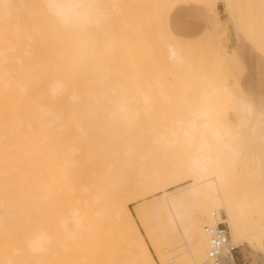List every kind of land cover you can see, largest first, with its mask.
<instances>
[{
	"label": "bare ground",
	"instance_id": "1",
	"mask_svg": "<svg viewBox=\"0 0 264 264\" xmlns=\"http://www.w3.org/2000/svg\"><path fill=\"white\" fill-rule=\"evenodd\" d=\"M111 1L112 4L115 2L113 7L118 8L113 11L111 7L110 12H107L108 10L102 9L101 6L104 2L99 0L98 2L97 0H34L41 11H36L39 14L35 13L36 19V15L31 10L30 12L24 8V0H0V72L10 76L6 78L8 81L3 80L5 85H10L16 76L20 80H15L19 91L18 89L14 91L17 97L14 99L11 96L12 102L9 99L11 97L8 85L7 91L3 88L4 84L0 88V91L7 93L3 92L5 95H9L7 96L9 101L0 95V124L5 122L4 125H10L7 130L5 128L8 132H1L3 129L0 131L1 134L3 133L0 134V142L6 140L8 143L7 147L4 146L6 142L0 143L3 145H0V156L6 158L2 160L3 163L6 162V168L3 167L5 165L1 167L2 172L6 169L2 175L8 176H4L5 181H0V186L4 182L5 186L18 187L22 202L28 200L32 205L33 200L37 198L55 202L53 195L49 193L50 189H46L48 192L45 191L44 194L36 187L43 188L44 191L41 185L45 188L73 185L74 188L71 186L72 196L68 192L73 204L74 202L77 204L76 201L79 199L78 203L82 200L86 206L80 203L82 209L79 207L77 211V207H74L71 216L77 224L82 220L80 216V218L77 216L78 213L84 216H82L81 228L83 230L89 228V232L84 231L82 240L85 238L83 245L86 244V253L89 255L84 253L83 258L86 260L88 257V261L92 264H113L112 261L116 264L120 257V260L124 258L127 260L130 257L129 264H205L207 241L203 227L210 221L212 213L224 220L229 231L230 242L238 250L242 247V251L245 250L253 259L252 262L264 264V226L248 214L252 212L251 209L254 206H258V198L253 200L249 198L257 189L254 182L256 183L263 175L262 162L259 155L254 153L256 148L253 149L254 152L247 148L248 150L245 149L238 154L242 145L244 148L245 143L249 144L255 140L256 131H254L253 123L262 116V113L258 110L257 104L243 103L244 100L235 99L237 95L234 99L233 97L229 99L231 95L227 90L228 93H224L223 96L227 97L225 100H232V104L234 103V106L242 110L239 113V120L233 123L228 121L227 114L219 110L223 105L216 106V89H211L200 82L199 76H195V80L193 74L195 71L186 75L185 69L181 68L185 65L189 69V63L192 60L187 64V60L191 58L185 59L186 56H192L195 49H192V54L190 51L186 52L188 55L185 54V57L182 56L183 51L190 50L191 46L195 48L197 42L194 46L193 44L199 38L211 35L216 37L219 34L221 20L219 13L215 11L219 0H196L204 5L209 19V28H206L196 39L183 41L169 32L166 13L178 0H150V3L144 0L149 4L148 9L145 3L141 9L140 1L136 10L132 9L135 6L131 4L130 11L134 10L131 24H128L130 21L127 22V19H119L118 23H121L120 26L124 28L119 25L116 28L118 30L121 28L123 31L117 30V34L116 28H112V35H116L114 37L116 41H106V44L105 40L98 38L101 41L97 42L96 37L102 38L105 34H109L106 32L111 25L106 26L107 22L110 24V21L114 19L116 23L120 15V7L123 8L119 0ZM133 1L135 5L138 0ZM221 1L226 6L225 12L233 16V22L236 25L241 16L237 10L241 7L240 0ZM248 1L249 3L247 1L246 3L252 8L255 0ZM108 3L105 5L111 4ZM21 8L24 10L22 11ZM111 13H114V16ZM128 13L125 12L128 15L125 18L130 19L132 14ZM40 15L41 18L38 20ZM123 20L126 22L122 23ZM238 29L236 27V30ZM240 35L241 32L238 31L236 35L238 48L242 42ZM222 62L220 64L224 63ZM166 74L170 75L166 77L164 76ZM171 75L173 78L176 75L175 79L181 81L179 85L183 84V81L190 85L188 86L190 87L189 97L185 96L186 105L189 104L190 108L186 107L188 110L184 109L185 112L181 110V113L178 112L179 114L172 116V118L175 116L177 120L172 119V123L170 121L172 127L169 128L170 131H167L168 136H166V127L163 129L166 132L163 133V137H168L170 147L177 145V148L182 146L185 148L184 154L179 159L180 163L178 162L181 166L175 169L169 164L171 168H154L153 161L148 164L147 160L150 159L145 153L146 164L152 167L143 165L142 160L143 163H138L140 167L138 166L139 168L135 171V167L132 172L130 170L125 173L120 170L119 176L123 178L120 181L125 186L121 185L120 190L114 188V191H111V187L110 191L114 193L117 190V193L110 197L112 193L110 194L107 185L104 186L103 183L108 181L107 178H110L108 175L111 172L108 166L102 167L106 166L103 159L107 154L121 152V150L130 154L136 152V144L131 142L135 145L133 146L126 143L131 138L133 141L136 140L131 126L136 122L139 123L141 118L142 120L149 118L153 114L152 109L158 106L163 109L164 106L167 107L170 92H167L169 85H164V78H169ZM178 76L182 77L179 79ZM9 81L10 83H7ZM187 84H184V87ZM225 100L223 102L230 103ZM141 109L147 112L144 113ZM154 111L156 113V110ZM160 117L163 119V116L160 115ZM146 125L151 126L147 122ZM59 131L66 132L63 134L69 144L63 143L66 140H63L64 137ZM2 136H4L3 139ZM57 136L60 145L57 144L59 140L55 139ZM145 139L143 138V141ZM61 145L65 148L68 146L66 152L60 149L64 148ZM148 146L150 151L152 146L150 147L149 144ZM159 146L163 148L164 145ZM149 151L147 153L152 150ZM125 163L127 164L126 161ZM116 172L118 175V170ZM117 184L120 188V183ZM178 186L181 187L169 192L170 189ZM25 188L27 190L30 188L28 190L30 195L24 190ZM12 195L14 194H8L5 199L0 198V206L5 208L4 213L13 214L16 211L10 210V207L6 205V201L16 199ZM37 200V203H42ZM28 201L26 206L29 205ZM37 203L34 202V204ZM130 205H133L132 209ZM22 207L23 215L26 209ZM29 209H27L28 213ZM19 212L17 216L21 215ZM84 219L89 223V227ZM0 228L15 229V225L7 221V223H0ZM81 234L76 233L72 236L74 239L81 238ZM26 238L28 240V237ZM46 239L48 240V237ZM109 239L114 243L109 244ZM43 240L44 236L35 237L31 243V250L44 245ZM97 242L104 245L105 249L101 244H99L101 247L98 246ZM95 244L99 247V250H96L99 252L102 250L100 254L96 252ZM105 250H107L106 253ZM15 251L21 252V247ZM103 251L106 257L104 255V258L96 257ZM119 251L123 256L118 255L120 257L113 258V255L115 256ZM7 258L8 264L15 261L13 255L9 254ZM120 260L118 261L122 262Z\"/></svg>",
	"mask_w": 264,
	"mask_h": 264
},
{
	"label": "rangeland",
	"instance_id": "2",
	"mask_svg": "<svg viewBox=\"0 0 264 264\" xmlns=\"http://www.w3.org/2000/svg\"><path fill=\"white\" fill-rule=\"evenodd\" d=\"M2 1H4V0H2ZM99 1L100 2H104L103 5L101 4V6H102V9H104V10L107 9L108 10L107 12H110V8L111 7H112L111 9L113 11L114 10H117L116 8H118L117 6H116V8L113 7V5L115 3L114 1H113L114 2L113 4H112V1L111 0L110 1L109 0H104V1L99 0ZM108 1L111 4H109ZM119 1L121 2L120 4H122L121 6L124 8L123 9V8L120 7L121 11H120V9H118L120 11V15H118L120 18L117 17L118 20H116V23H114L115 20L114 19L112 20L111 16L112 15L114 16V13L115 12L113 14L111 13L112 15L110 16V18H111L112 21H110V24H109V22H107L108 25H106L108 27H109V25H111L110 28H108V30L106 29L107 30L106 33H109V34H107L109 36H107L105 34L106 35V39L104 37L105 35L102 38L101 37H96L95 39H96L97 42H100L101 41L98 38L103 39L102 41L105 40L104 41L105 43H106V41L107 42L108 41H114V40L116 41V38H114V37H116V35L113 36L112 35V32H113V29L116 28V26H118V25L120 26L121 23H118V21L120 22L121 19H127V22L130 21L128 24H131L132 23L131 22L132 21L131 16H133V11L134 10L133 11H130V9L132 8V7H130L131 4H132V6H135L132 9L135 8V10H136L139 7V4H138L139 1H140L141 9H143L144 3L146 2L144 0H138V1L136 0L137 2L136 1L135 2L137 4L134 5V1L133 0H130V2H129V0H122V1L119 0ZM179 1H181V0H179ZM179 1H177V2H179ZM191 1L197 3L199 6H201L204 9V11H205V13L207 15L206 28H209V21H208L209 19H208V13L206 11V8L204 7V5L202 3H199L196 0H191ZM242 1L243 0H240L239 1V3L241 4V5L240 4L239 5L241 7H238L237 8V10L240 12V13L238 12L239 15L241 14V16L239 18V21L236 24L238 26H236L235 23L233 22V16L230 13L225 12V7L226 6H225L224 2H222L221 0H219L217 2L216 7H215V9H216L215 11H217L219 13V17H220V20H221V25H220V28L218 29L219 34H217L216 37H214L215 35L214 36H212V35L209 36L208 35L209 37L206 36V38L205 37L199 38L193 44V46H194L195 43L197 42L195 48L194 47L191 48L192 47L191 46L192 44H191L190 45L191 47H189L190 50L185 51V52L183 51L182 56L184 55V57H185L186 52L189 53V51H190V54H192L193 53V52L191 53V51H193L192 49H195L194 54H192V56H190V55L189 56H186L187 58L185 59V60H187L188 58H191V59H188L187 60V62H186L187 64L189 63V61H191V60L193 61V62L191 61L189 63V66H190L189 69L187 68L188 66H185L184 65L186 63L182 64L184 66L181 67V68L183 70L185 69V71H186L185 74L186 75H188L190 72L193 73L195 71L193 73L194 74V79L196 78L195 76H199L198 78H199V81L200 82H203L204 84L208 85V87L211 88V89L212 88H214V90L216 89L215 90V93H216V100H215V102L217 103L216 106H218L219 104L221 106L223 105L222 109H219V110H222L221 111L222 113L225 112L227 114V120L230 121V122L232 121V123L234 121H237V119L239 120V118H238L239 117V113L242 110H240L239 107L234 106L233 105L234 103L232 104L233 101L232 100L231 101L229 100L230 98L233 97L232 99H234V97L237 95L235 97V99L238 98V99H241V101L244 100V101H242L243 103L244 102L245 103L246 102L247 103L249 102L248 104H257L258 105V107H259L258 110L262 113V116L260 118L256 119L254 121L255 123H253L255 125L254 126V131H256V133L254 135V139L255 140L252 141V142H250L249 144H247L248 142L245 143V147L244 148H243V145H242L241 151L238 150V151H240V152H238V154L241 153L243 150H245L247 148L249 150L252 149L250 151H253V149L255 150V148H256L255 152L254 151L253 152L256 153V154H258L259 157H260V159H261V162H262V164H261V170H262L263 175H262L261 179H258V181L256 183L254 182V185H257V189L254 192L255 194L254 195H251L250 198H249L250 200H253L255 198H258V206H254L251 209L252 212L251 213H248V214L251 217H253L254 219H257L259 221V223L264 226V223H262V221H264V215H263L264 214V4H261V3H264V0H260V1L255 0V3H253V5L254 6L256 5V6L254 7L252 5V8L249 6L250 4L249 5L247 4V3H249L248 0H246L247 3H246L245 0H244L245 3H244V1L243 2ZM97 2H98V0H97ZM148 2L150 3V0H148ZM105 3L106 4L108 3L109 5L108 6L105 5ZM127 3H129V4H127ZM23 4H24L23 6H24L25 9H27L28 11L31 10L32 13H34V14L35 13L38 14L36 12L37 10L39 12H41L39 10L40 9L39 6L37 7V5H38L37 2L35 3L34 0H24V3ZM93 4L96 5V3H93ZM117 4H118V2H117ZM145 6L148 9L149 4L148 3H145ZM24 8H21V10L23 11ZM119 11H117V13H119ZM124 11L126 13L129 12L128 14H132V15H130V19L129 18H125V17H128V15L125 14ZM130 12H132V13H130ZM32 13H30V14L32 15ZM121 15L123 17H121ZM32 16H34V15H32ZM35 17L37 19V15ZM115 17H116V15H115ZM38 18H39L38 20H40L41 15ZM124 21L125 20H123V22L122 21L121 22L124 23ZM111 22H113V23H111ZM233 23H234V25H233ZM120 27H118V28H120ZM236 27L239 28L240 30L239 29L236 30ZM121 28H124V26H122ZM121 28H120V30H121ZM206 28H204V30ZM45 29H47V28H45ZM168 29H169V27H168ZM117 30L118 29L116 28L115 32ZM120 30H118V31H120ZM204 30L202 31V33L204 32ZM224 30L226 31L225 34H224ZM118 31H117V34H118ZM121 31H123V30H121ZM238 31L241 32V35H240L241 36V41H242L241 44H240V47L241 48L240 47L238 48V46H237L238 45V41H237L238 40L237 39L238 37L236 35H237V32ZM46 32H48V31H46ZM169 32L172 35H174L175 37H177L178 39L183 40V41H188V40L196 39V38H198L199 36L202 35V33H200V35H198L196 37L187 39V38H181V37L177 36L170 29H169ZM121 34H122V32H121ZM119 35H120V32H119ZM119 35L117 36V39H118ZM107 37H109V38H107ZM208 38H210V39H208ZM202 39H204V41H200ZM104 42H103V44H104ZM97 45H98V43H97ZM186 55H188V54H186ZM226 58H228L229 60L226 59ZM222 60H223L224 63L222 62ZM221 62L223 64H220ZM191 65L192 66H196V67H192ZM241 66H242V68H241ZM190 68H191L192 71L190 70ZM187 71H189V72H187ZM182 73H184V72L182 71ZM6 74L7 73H5V75H4L3 72H0V88L3 87L2 86L4 84L3 80L8 81V80H6V78L10 77L9 75H7L8 76L7 77ZM8 74H10V73H8ZM168 75H170V74H166L164 76L168 77ZM11 76H15V75H11ZM174 76L176 77V75H174ZM17 77L18 76H16V78H14V77H12V78H14L15 80L16 79L19 80V78H17ZM166 77L165 78L163 77L164 78V85H169V86H167V88H168L167 92H170V95H169L170 96V100L167 103V107L164 106V109L163 108H160L159 106L157 107L159 109H157V108L155 109L154 108V110H156V113L152 109L154 112L151 110V113H153V114L151 116H149V118L143 119L145 121H143L142 118H141L139 120L140 121L139 123L136 122V124H134V125L131 126V127H133V131H134V134H135V137L134 138H136V140L134 139V141H135L134 142L132 140L133 138H131L129 140L130 142L127 141L126 143L127 144L129 143L130 145H133V143H134V144L137 145L136 146L137 148L138 147H140V148L142 147V149L139 148L138 149L139 152H138L137 151V148L135 147L136 152L135 153H131V154L129 152H122V150H121V152L120 151L119 152L118 151L117 152H112V153L107 154V155L111 156L112 158L108 156V158H109V160H108V158H106L107 157V155H106V157L103 159L106 166H102V167H107L108 166L109 169H110L109 171L111 172V173L108 172V173H110V175L107 174L108 176H110V178L109 177L107 178V176H106V178H107L108 181H106V182L103 183L104 186H105V184L107 185L108 188L107 187L106 188L109 190L110 194L112 193L110 197H113L117 193V190L115 191L116 193L115 192L114 193L111 192V191H114V188L120 190L121 189V185H124L125 186V184H121V181H120L121 179H123V178H121L119 176V175H121L120 174L121 173L120 170H122L123 172L125 171V173H127L130 170L132 172V169L135 167V169H134V171H135V170H137L140 167L138 165V163H140V164L143 163V162H141L142 160L144 161L143 165L146 164L147 162H148V164H150L149 162L150 161L151 162L153 161V163H152L153 165L152 166H155L154 168H157V167L158 168H161L162 167L161 169H164V168H171V166H172V168L178 169L181 166L180 164H178V162H179V159L181 158V156L184 154V152H185L184 149L185 148H183V146L181 148H179V147L177 148V145L176 146L174 145V147H172V146L170 147V145H171V144H169L170 141H169L168 137H166V136H168L167 135L168 134L167 131H170L169 128L172 127L171 126L172 124H170V121H171V123L173 122V120L175 119V116H176L175 114L181 113V110L183 112H185L186 110H188L186 107H189L188 106L189 104L186 105V103H187L186 101L187 100L185 99L186 98L185 96H188L189 97L188 94H190V93L188 91H189V88L190 87L188 88V86H190V85H188L186 82L184 83V81H183V84L179 85L181 83V81L179 79L182 76H180V78L178 76V78H179L178 80L180 82L177 81L175 79V77L173 78L172 75H171L172 79H171V77H169V78H166ZM14 79H12V81ZM15 80L13 81L14 83L13 82L10 83V81H11L10 80L9 82H7V83H10V85L6 83L8 86L4 84L5 86L3 87V88L6 89V91L8 89V88H6V86L9 87L10 97L12 96L14 99L17 97L16 96L17 94L14 91L16 89H18L17 91H19V87H18V85L15 84V82H16ZM165 81H167V82L165 83ZM172 81H173V83H172ZM17 84H18V82H17ZM173 84H175V85H173ZM184 84H187V86L185 85L186 87H184ZM182 85H183V87H182ZM196 86H197V84H196ZM164 87L166 88V86H164ZM181 87L183 88L184 92H183V90H182ZM192 87H193V85H192ZM224 89L226 91H224ZM220 90H221L222 94H221ZM227 90H229V92H230L229 94L231 95V97H228L229 98V99H227L228 101L225 100L227 98L226 96H225V98L223 97L224 96V93L226 94ZM3 92L5 94H7L5 91H3ZM3 92L0 91V95L1 96L3 95L2 98L4 99L6 97L8 101L10 99V102H12L11 101L12 97L11 98L7 97L9 95H5ZM13 92H14L15 95L14 94L11 95V93H13ZM185 92H187V93H185ZM182 93H184L186 95H184ZM1 96H0V98H1ZM177 97L178 98L182 97V98L179 100ZM174 99H176V100H174ZM182 100H183V103L181 104ZM223 100H225L226 102H230L233 106L230 103L227 104V103L223 102ZM251 102H253V103H251ZM178 103H180V104H178ZM179 105H181V107ZM229 106H230V108H229ZM154 107H156V105H154ZM184 109H186V110L184 111ZM164 111H165V114L166 115L163 114ZM143 112L145 113L147 111L144 110ZM160 112H161V114H160ZM142 115H144V114H142ZM160 115L163 116V119H162V117H160ZM173 115H175L174 118H172ZM146 117H147V115H146ZM141 120H142V122H141ZM175 120H177V119H175ZM164 121H166V122H164ZM146 122L148 124L150 123L151 126L146 125ZM168 122H169V124H168ZM4 123H2L3 125L0 124V126H1L0 127L1 128L0 131L3 129L1 132L5 131V128H6V130L8 128H10V125L9 124L8 125H4ZM108 123H110V122H108ZM152 123H153V125H152ZM107 125L110 126V124H107ZM125 127H128V125H125ZM146 127L148 128L147 130L149 132L146 130ZM164 128H165V131L167 133L164 132V130H163ZM154 130H156L157 132L154 131ZM1 132H0V134H1ZM5 132H8V131H5ZM59 132L61 133V131H59ZM64 132L65 131H63V133ZM60 133H58V134L56 133V134L57 135H61L62 134L63 137H64L63 140H66L63 143L64 144H69L68 139H66V137L64 136L65 134H63V133L60 134ZM143 133L145 135H143ZM163 133H166V136L163 137ZM137 136H139L140 138L143 137L144 139L145 138L146 139L143 141V138L140 139ZM156 136H157V138H156ZM159 137H160V139H158ZM161 137H163V138H161ZM3 138H4V136H2V139ZM57 138H58V136L55 138L58 141L59 138L58 139ZM60 138H61V136H60ZM154 139H156V140H154ZM157 139H158V141H157ZM163 139H165V140H163ZM2 141L0 143L1 144L2 143L5 144L6 140H2ZM140 141L141 142L143 141L144 143L143 142L140 143ZM153 141H155V143H153ZM131 142H133V143L131 144ZM54 143L56 144V141ZM124 143H125V141H124ZM57 144L58 145L61 144L60 143V140H59V142H57ZM148 144L150 145V147L151 146H152V148L154 147V149L150 148V151L152 150L151 152L149 151V148H147V147H149ZM165 144H167V145L165 146ZM63 145H61V147ZM154 145H156V146H154ZM159 145H162V146L164 145V146L162 148ZM1 146H3V145H1ZM4 146L7 147L8 146V143L6 142V145H4ZM65 146H67V145H65ZM133 146H135V145H133ZM143 146H145V147H143ZM158 146H159V148H158ZM178 146H179V144H178ZM67 147L66 148L65 147L64 148H60V149L61 150L64 149L65 151L64 150L63 151L66 152ZM5 148H3V149H5ZM56 148H58V147H56ZM156 148H158V149H156ZM146 149H147V151H144ZM182 149H183V151H182ZM148 151L150 153H147ZM137 153H138V155H137ZM145 153L148 155L147 157L150 160H147V158H145L146 157L145 156L146 155ZM246 153H248V151H246ZM118 154H121V155L119 156ZM112 155L113 156H116V157L113 158ZM143 156H144V158H143ZM0 158H1V156H0ZM3 159L5 160L6 158L2 156L1 161H0V172H1L0 173V175H1L0 176V179H2L0 181H5V179L3 180V178H5L7 176V174L6 175H4V174L2 175V173H5L6 172V169H5V172H2L3 169L1 170V167L3 165H5L3 167L6 168V162L4 161V163H5L4 164L3 161H2ZM105 159L107 161H105ZM113 160H114V162H113ZM124 160L127 162V164L125 163ZM146 160H147V162H146ZM104 162H103V164H104ZM112 162H113V164H112ZM128 163H129V165H128ZM107 164H109V165H107ZM116 164H117V166H116ZM148 164H146L147 167L148 166L149 167H152L151 165H148ZM145 168H146V166H145ZM115 169H116V171L118 170V172H119L118 175H117V172L114 171ZM112 170L115 173H113ZM122 176H125V175H122ZM129 176L131 177V174H129ZM112 180H113V182H112ZM118 182L120 183L119 184L120 185V188L118 187V184H117ZM64 183H65V181H64ZM67 183H68V181H67ZM113 183H114V185L116 187L115 186L113 187ZM2 184L3 185L0 186V196H1L0 198L1 199H5L6 197H8L7 196L8 194L13 193L14 195H12V196L16 197V199L6 201V205L10 207V210H12V211H15L16 210V211L13 214L4 213L3 211L5 210V208H3V207L0 206V209H2V210H0V223H3V222L4 223H7V221H9V222H11L12 224L15 225V229L5 230L3 228H0V264H8L6 260L8 259L7 257H8L9 254L10 255H13L14 258H15V261L12 264H92L91 262L88 261V257L86 258V260H85V258H83L84 257L83 256L84 253L87 254V255H89V253H86V249H85V248H87L86 247V244L83 245L84 242H85V238L82 240V238L85 235L84 234V231L89 232V228H87L88 231H87V229L86 230H83V228H81V226H83L82 225V220H83L82 216L83 215L81 216L82 213L80 214V213L77 212L78 213L77 216L78 217L80 216L81 219H82V220L80 219L81 221L78 222V224L75 222L76 220H74V218H72V216H71L74 207H77L76 210L78 211V209H80L79 207H81V209H82V205H85L86 206L85 203H82V200H80L81 201L80 203H82V205L80 203H78V200L79 199L78 200L77 199H73L74 201L77 200L76 201L77 204L75 202L73 204L72 197L69 196V195L72 196V194H73V192H72L73 191L72 188H74L73 185H70V184L67 185L65 183L66 185H63V186L60 185V187L57 185V187L56 186L55 187H51L52 189L51 188H45L44 185H41L42 187H44V191H43V188L39 189L38 187H36L41 193H44L45 191L48 192V190H46V189H50L49 191H51V192H49V193L53 195V197L55 199V202L52 201V200H50V199L48 201H46L47 199L44 200L43 198H41L39 200V198H37L38 200L37 199H34L33 201L35 203H37L36 202V200H37V201H40V203L41 202L42 203L39 204V202H38L37 204H34V202H32L34 205L33 204L31 205L30 204L31 202L28 201L26 199L27 198L26 197L25 199L28 201V203L30 202L29 203L30 206L29 205L26 206L27 205V203H26L27 201H25V202L23 201L22 202V197L19 194L20 189L18 187H13L12 185H6L5 186L4 185V182ZM5 184H6V182H5ZM183 185H185V184H183ZM183 185H181V186H183ZM71 186H72V188H71ZM181 186H178L177 188L176 187L175 188H172V189L169 190V192L170 191H174V190L180 188ZM111 187H112V190H111ZM66 189H67V191H66ZM24 190L28 192V190L26 188ZM108 190H106V191H108ZM55 192H57V193L55 194ZM118 192H121V191H118ZM28 193L30 195V191ZM66 194L67 195L69 194V195L67 196ZM110 194L108 193V195H110ZM69 197H70V200H69ZM28 198H30V197H28ZM63 199H65V200H63ZM58 202H60V203H58ZM25 206H26V208H25ZM31 206H33V207H31ZM21 207L24 208V210L25 209L27 210V209L30 208L29 209L30 210L29 213H28V210H27V212L25 210L24 211L25 213H23V215H22L21 212H23V209H21ZM38 208H39V210H36ZM130 208L132 209L133 208V205H130ZM13 209H15V210H13ZM12 211H11V213H12ZM18 211H20L19 213L22 216L20 214H19L20 216H17L18 215ZM7 212H8V209H7ZM70 212H71V214H70ZM24 214H26V215H24ZM29 214H30V216H29ZM47 216L49 217V219H48ZM23 217H25V218H23ZM122 219L125 220V217L122 216ZM84 222L86 223L87 221L84 219ZM85 223H83V224H85ZM87 226L89 227V223H88ZM115 230L116 229H114V231ZM76 233H78V235L82 233L81 234V238H79V237L76 238L75 237L76 239H74V236H72V235L73 234H76ZM39 235H41L42 237L44 236V240H43L44 241V245H41L37 249H34V250L32 249L31 250L32 240H34L35 237H39ZM25 236L28 237L29 242H28V240H27V238ZM47 237H48V240L46 239ZM29 238H31V240ZM87 239H86V242L88 241ZM97 240H99L98 237H97ZM109 241H110V239L108 240V243L109 244H112L113 240H112V242L111 241L109 242ZM25 242L26 243L28 242V243L26 244ZM97 243H98L97 245L100 246L99 244H101V243H99V242H97ZM108 243H107V245H109ZM97 245L95 244V250L99 248ZM20 247H21V252L15 251V249H19ZM102 247L105 249L104 245H102ZM88 250L90 252V248ZM88 250H87V252H88ZM98 250H96V252ZM101 251L100 252L98 251V253L100 254ZM106 252H107V250H105V253ZM239 252H240L241 256H243L244 258H246V259H248L250 261H253V259L249 256L248 253H246L245 250L242 251V247L239 249ZM105 253L103 251L100 256L98 254V255H96V257L97 256L98 257H101L102 256L104 258V256L106 257ZM118 255H122V253H120V251H119V253L117 252L115 254V256L113 255V258L117 257ZM118 257H120V256H118ZM120 258H118L117 261L115 259L116 264L117 263H119V264H122L123 263L124 264L125 262H126L125 264L131 263L130 262L131 259H130V261H128L129 260L128 258H130V257H128L127 260H125V258H124L123 260H125V261L120 260ZM118 260H120L122 262H119ZM87 261H88V263H87ZM112 263L115 264L114 261H112Z\"/></svg>",
	"mask_w": 264,
	"mask_h": 264
},
{
	"label": "built area",
	"instance_id": "3",
	"mask_svg": "<svg viewBox=\"0 0 264 264\" xmlns=\"http://www.w3.org/2000/svg\"><path fill=\"white\" fill-rule=\"evenodd\" d=\"M203 233L207 241L205 264H257L241 256L238 248L230 242L224 220L216 214H211Z\"/></svg>",
	"mask_w": 264,
	"mask_h": 264
},
{
	"label": "crops",
	"instance_id": "4",
	"mask_svg": "<svg viewBox=\"0 0 264 264\" xmlns=\"http://www.w3.org/2000/svg\"><path fill=\"white\" fill-rule=\"evenodd\" d=\"M176 2L166 13L167 27L181 38L189 39L200 35L207 23L204 9L191 0Z\"/></svg>",
	"mask_w": 264,
	"mask_h": 264
}]
</instances>
